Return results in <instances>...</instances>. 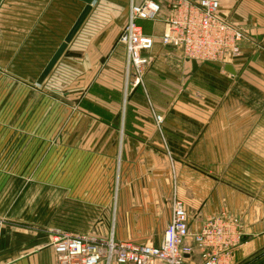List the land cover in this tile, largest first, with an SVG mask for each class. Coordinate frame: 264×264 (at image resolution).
<instances>
[{"label": "crops", "instance_id": "1", "mask_svg": "<svg viewBox=\"0 0 264 264\" xmlns=\"http://www.w3.org/2000/svg\"><path fill=\"white\" fill-rule=\"evenodd\" d=\"M140 2L92 0L41 79L84 3L0 1V264H54L56 231L157 245L174 201L192 231L197 214L238 221L230 264L264 251V0H221L262 48L224 66L180 60L162 23L139 22L156 39L132 90L117 38Z\"/></svg>", "mask_w": 264, "mask_h": 264}, {"label": "built area", "instance_id": "2", "mask_svg": "<svg viewBox=\"0 0 264 264\" xmlns=\"http://www.w3.org/2000/svg\"><path fill=\"white\" fill-rule=\"evenodd\" d=\"M221 0H141L131 3L126 24L117 43L126 50L128 85H142L155 37L144 33L139 22H160V44L177 53L182 61L197 64L235 62L245 44L254 45L245 28L228 22L220 13ZM157 125L161 116H155ZM190 230L189 219L179 201L172 204L171 217L159 244L114 242L92 235L56 231L51 247L54 264H186L199 257L200 264H230L228 261L241 244L238 221L225 214L202 219Z\"/></svg>", "mask_w": 264, "mask_h": 264}, {"label": "water", "instance_id": "3", "mask_svg": "<svg viewBox=\"0 0 264 264\" xmlns=\"http://www.w3.org/2000/svg\"><path fill=\"white\" fill-rule=\"evenodd\" d=\"M80 1L84 3V8L81 11V13L79 14V16L76 19L75 23L73 24L72 28L68 32L67 36L63 40L62 44L59 46V48L57 49V51L55 52V54L53 55V57L51 58V60L47 64V66L45 67V69L43 70V72L41 74V79L44 78L50 72V70L55 65L56 61L65 52L68 44L72 41V39L75 36L77 30L80 28V26L82 25V23L86 19L87 15L91 11L92 0H80ZM192 65L195 67L196 63L192 62ZM226 71L228 73L232 74V75H235V72L232 70L231 66H228L226 68ZM255 264H264V258H262L261 260H259Z\"/></svg>", "mask_w": 264, "mask_h": 264}, {"label": "rangeland", "instance_id": "4", "mask_svg": "<svg viewBox=\"0 0 264 264\" xmlns=\"http://www.w3.org/2000/svg\"><path fill=\"white\" fill-rule=\"evenodd\" d=\"M248 38L249 40L254 43V46L256 47V49H262L261 46L259 44H256L254 40H252L251 36H249V33H248ZM149 67V66H148ZM148 67L146 68V71L148 69ZM146 71H145V74L144 76L146 75ZM143 82H144V77H143ZM133 90V89H132ZM262 258H264V251L259 254V256H257L256 258H254L253 260H251L250 262H247L246 264H255L257 263L259 260H261Z\"/></svg>", "mask_w": 264, "mask_h": 264}]
</instances>
